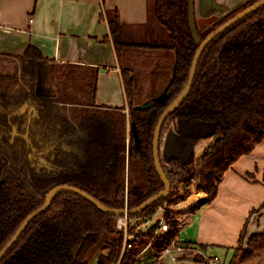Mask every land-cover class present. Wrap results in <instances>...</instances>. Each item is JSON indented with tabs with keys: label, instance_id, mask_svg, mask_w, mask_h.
<instances>
[{
	"label": "trees",
	"instance_id": "obj_1",
	"mask_svg": "<svg viewBox=\"0 0 264 264\" xmlns=\"http://www.w3.org/2000/svg\"><path fill=\"white\" fill-rule=\"evenodd\" d=\"M257 1L247 0L198 30L197 41L188 23V0H148L150 15L169 33L171 43L165 47L174 56L163 99L154 97L143 104L136 71L128 61L131 50L148 45L128 41L118 10L106 9L104 17L121 62L127 113L95 104L99 67L52 64L55 93L47 96L37 92L36 85L49 59L36 46L29 44L17 56L19 64L0 55V250L57 185L77 187L111 209L126 204L128 210L161 191L164 184L153 156L160 115L186 86L199 42ZM176 120L215 121L225 131L204 148L196 167L193 153L186 160L160 157L171 189L140 212L128 213L130 247L123 250L118 215L102 211L78 193L60 191L29 221L0 264H89L94 250L95 264H149L158 261L172 241H180L183 220L171 216L168 208L164 207L167 230L160 231L157 221L135 228L132 220L153 214L165 202L183 200L186 194L177 193L173 185L189 184L195 176V189L205 192L206 202L212 200L229 166L264 138V5L205 46L190 91L165 119L161 134ZM132 122L140 145L135 143ZM70 146H82L83 156ZM181 243L200 249L187 240ZM236 246L230 263L237 257L247 262L264 251V232L251 234L245 248ZM152 257L156 259L151 262Z\"/></svg>",
	"mask_w": 264,
	"mask_h": 264
},
{
	"label": "crops",
	"instance_id": "obj_2",
	"mask_svg": "<svg viewBox=\"0 0 264 264\" xmlns=\"http://www.w3.org/2000/svg\"><path fill=\"white\" fill-rule=\"evenodd\" d=\"M246 1L195 0V23H199L203 31ZM106 9L118 10L128 41L148 45L139 50L148 53L160 44L162 31L159 21L150 15L148 0H0V55L19 64L17 56L23 54L29 44L36 46L49 59L42 66L36 85V91L47 96L55 93L52 64L99 67L95 104L121 108L127 113L121 62L104 17ZM171 65L161 69L154 64L147 74L151 77L145 80V87L151 88L150 100L163 94L172 74ZM179 121L168 131L172 132L173 139L179 134L176 131ZM222 133L218 129L212 138L183 141L187 150L193 152L202 150L203 144H209ZM162 144L160 142L161 151ZM204 194L198 192L186 200L184 206L191 207L182 214L180 242L185 241L181 238L183 232L195 228L194 238L189 241L200 249L201 245L212 244L233 249L242 231L246 236L264 231V138L229 166L212 200L206 202ZM155 259L152 257V261Z\"/></svg>",
	"mask_w": 264,
	"mask_h": 264
},
{
	"label": "rangeland",
	"instance_id": "obj_3",
	"mask_svg": "<svg viewBox=\"0 0 264 264\" xmlns=\"http://www.w3.org/2000/svg\"><path fill=\"white\" fill-rule=\"evenodd\" d=\"M197 30L201 31V25L199 23H195ZM159 26L162 31V40L160 41V44L158 46H155L151 48L148 53H144L143 50L135 49L131 50V60L129 59L128 64L132 65L136 69V84L140 87L138 90V96L140 99H142L145 103L151 101L150 96L148 95L150 93L149 90L151 88L145 87V80L150 79L151 77L147 74L151 72V69L153 68L154 64H158L161 69H164L166 67H171L173 64V56L174 52L165 47L168 46L170 42V37L169 33L165 29V27L159 22ZM126 58V57H125ZM142 72L145 75L143 76ZM151 94V93H150ZM152 99V98H151ZM177 122V120H176ZM178 124V123H177ZM174 124L171 123L170 127L164 129V131L161 134V142L163 143L162 145H165L166 140H167V134L170 129H173ZM178 132V130H176ZM165 138V139H164ZM174 142V151L173 154L176 156H179L183 160H186L187 157L193 153V165L196 167L198 165L197 161L198 158L201 156V153L203 152L204 148L207 147L209 144H203L204 146H201L202 150H197V151H191L187 150L188 146L185 145L186 142L178 143L176 138L173 139ZM205 143V142H204ZM207 143V142H206ZM82 146H74L73 149L76 151L80 152V154L83 156V151L81 150ZM82 151V153H81ZM199 151V152H198ZM161 159L163 158V154H160ZM195 176V175H194ZM196 177H193L192 181L189 184H174V190L179 193H185L186 196L183 200L173 203V204H167L166 202L163 204L162 208H168L170 210V215L178 218V221L182 220V214L184 211L191 206H184L186 205V200L189 198L195 197L198 192H203V191H197L195 189V182H196ZM171 189V186H170ZM186 190L188 191L186 193ZM205 193V192H204ZM206 196V194H204ZM168 206V207H167ZM159 209V208H158ZM160 215L162 214L161 211H159ZM164 214V213H163ZM159 217V216H158ZM154 221V220H153ZM194 232L195 228L191 230H187L181 234V238L183 240H192L194 238ZM264 232V231H262ZM255 233H261V232H255ZM253 234V233H252ZM251 234L246 236V233L244 234V237L240 244L236 246V248H245L247 246V240ZM241 246V247H240ZM199 248V247H198ZM240 252V251H239ZM88 262L89 264H95L96 263V256H97V251L94 250L92 252ZM185 254V255H184ZM178 258L175 260H172L170 256H163L160 257L162 260H158L156 262H151L149 264H231L230 260L233 255V250L232 249H226V247H220L218 245H208L205 246L201 249H194L192 246L183 254H178ZM217 256L219 259L217 262H212L213 257ZM155 261V260H154ZM144 262L143 264H145ZM233 264H264V251L260 252H255V255L252 256L251 259H249L247 262L240 263L238 257L236 258L235 262Z\"/></svg>",
	"mask_w": 264,
	"mask_h": 264
},
{
	"label": "water",
	"instance_id": "obj_4",
	"mask_svg": "<svg viewBox=\"0 0 264 264\" xmlns=\"http://www.w3.org/2000/svg\"><path fill=\"white\" fill-rule=\"evenodd\" d=\"M194 1L195 0H188V13H187V15H188V23H189V27L191 29L192 35L198 41L199 40L198 39V30H197L196 24H195ZM263 5H264V0H259V1L255 2L254 4L250 5L249 7L244 9L243 11L237 13L233 18H231L230 20H228L227 22H225L224 24L219 26L214 32H212L210 35H208L202 42H199V47L197 48V50L195 52V55H194V58L192 61V65H191V69H190L188 82H187L186 86L184 87L182 92L179 94V96L160 115L158 122L156 124V127L154 129L153 156H154V163H155L156 170H157V172H158V174H159V176H160V178L164 184V188L161 191H159L158 193L149 197L146 201H144L143 203H141L140 205H138L134 209L125 211V209H123V208L111 209V208L107 207L106 205H104L103 203H101L96 198L92 197L91 195H89L88 193L84 192L83 190H81L77 187L70 186V185H64V184L57 185V186H55L49 190V192L47 193V195L45 197L44 203L40 207H38L34 211H32L30 214H28L27 217L21 222V224L19 225V227L16 230V232L14 233V235L8 240V242L0 250V259L8 251V249L13 245V243L18 239V237L20 236L22 231L28 225L29 221L31 219H33L36 215L40 214L43 210H45L50 205L53 196L60 191H71V192L78 193L82 197H84L87 200H89L90 202L94 203L102 211H105L108 213H113V214L118 215V216L124 214L125 212L126 213L140 212L141 210L146 208L148 205H150L154 201L158 200L160 197L167 195L168 192L170 191L171 184H170V181H169L164 169L162 168V165L160 162L161 128H162V125H163L165 119L184 100V98L187 96L188 92L190 91V88H191V85H192V82H193V79L195 76V71H196L198 60L200 58V55H201L203 49L210 42V40L212 38H214L216 35H218L219 33H221L222 31H224L230 25H232L236 21L240 20L242 17L246 16L247 14L251 13L252 11H254L255 9H257ZM103 70L104 69H102V71ZM163 96H164V94L159 96V100H162ZM200 123H205L207 125V128L201 127L200 124L193 125L186 120H180L178 123V126H177V130L179 132L177 139H176L177 142L182 143V142H184L183 140H185V139L191 140V138H193V137L195 139H202V138L205 139V138H212L215 135H217V132H218L217 131L218 130V123L217 122H215V121H202ZM131 126H132V130H133V136L135 139V143L137 145H140V140H139L136 124L134 122H132ZM219 127L221 128V130L223 132L225 131L224 126L219 125ZM214 141H215V139L212 140L209 144L213 143ZM173 146H174V143H173L172 132H168L167 142L163 148V155H165V156L174 155L172 152ZM81 150L83 151V147L81 148ZM82 151H81V153H82ZM0 185H1V182H0Z\"/></svg>",
	"mask_w": 264,
	"mask_h": 264
},
{
	"label": "built area",
	"instance_id": "obj_5",
	"mask_svg": "<svg viewBox=\"0 0 264 264\" xmlns=\"http://www.w3.org/2000/svg\"><path fill=\"white\" fill-rule=\"evenodd\" d=\"M30 21H32V19H30ZM123 209H125V211L128 210L126 204L123 207ZM164 207H160L159 209H157L156 212H154L153 214H148L146 216H142V217H137L134 220H132V224L135 226V228H140L141 224H149L150 222H155L157 221L158 223V229L160 231L162 230H167L168 229V223L164 218ZM159 211H161V215L159 213ZM159 216V217H158ZM154 220V221H153ZM117 226L119 228H122L124 231V241H123V250L125 247H130V243L127 244V239L128 238H133V235H128V226H129V219H128V213H124L122 215H119L117 217ZM189 248H187L184 244H182L180 241H172L169 245H167L162 253V255L160 257L163 256H170V258L172 260H175L178 258V254H183L185 253ZM149 253H150V248H149ZM160 257L158 259H160ZM212 262H217L219 259L217 258V256H214Z\"/></svg>",
	"mask_w": 264,
	"mask_h": 264
},
{
	"label": "flooded vegetation",
	"instance_id": "obj_6",
	"mask_svg": "<svg viewBox=\"0 0 264 264\" xmlns=\"http://www.w3.org/2000/svg\"><path fill=\"white\" fill-rule=\"evenodd\" d=\"M202 121H207V120H199V121H196V122H193V123H191V124H193V125H198V124H200V126L201 127H203V128H207V125L205 124V123H200V122H202ZM218 129H221L220 127H219V125H218ZM218 131V130H217ZM222 135V134H221ZM220 135V136H221ZM217 137H219V136H217ZM216 137V138H217ZM215 138V139H216ZM191 140H195V138L193 137V138H191ZM66 148H68L69 146H65ZM71 148H73L74 146H70ZM160 154H163V150L160 152ZM163 157H165L164 155H163ZM22 256V254H19V257H21Z\"/></svg>",
	"mask_w": 264,
	"mask_h": 264
}]
</instances>
